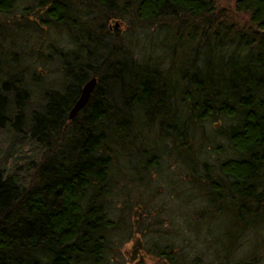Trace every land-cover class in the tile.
<instances>
[{
  "label": "trees",
  "instance_id": "16d2710c",
  "mask_svg": "<svg viewBox=\"0 0 264 264\" xmlns=\"http://www.w3.org/2000/svg\"><path fill=\"white\" fill-rule=\"evenodd\" d=\"M17 2L0 0V14ZM33 2L28 22L61 26L73 49L60 51L61 87L29 123L24 71L4 80L0 52V129L12 115L13 131L28 125L0 154V264H108L116 244L150 229L163 196L180 214L195 204L193 234L178 246L137 240L134 264H147L142 251L156 264H203L190 235L203 240L205 218L214 257L231 262L244 231L264 226V0L235 1L249 28L218 15L216 0ZM124 16L168 31L167 66L131 60L109 39L110 20ZM92 76L89 101L68 120Z\"/></svg>",
  "mask_w": 264,
  "mask_h": 264
},
{
  "label": "rangeland",
  "instance_id": "374dc122",
  "mask_svg": "<svg viewBox=\"0 0 264 264\" xmlns=\"http://www.w3.org/2000/svg\"><path fill=\"white\" fill-rule=\"evenodd\" d=\"M17 1V7L12 13L0 14V21L5 25V27H2L5 33L0 36V52H2L1 73L4 80H9L12 79L15 73L17 74L18 69L19 71L23 69L21 83L30 93L29 101L23 105V111L25 122L29 123L30 113L38 110L39 106L44 102L46 91L61 87L58 84L62 77V63L59 60L60 51L67 53L73 47L68 37H66L67 32L63 31L61 26L45 25V23L37 26L28 22L29 15L24 8L33 6L35 3L33 0ZM235 1L216 0L215 12L223 16L227 22H233L241 28H249L251 25L247 14L235 11ZM36 11V9H33L29 12L35 13ZM124 17V19L120 18L121 20H110L108 27L111 36L109 35V39L112 41L115 36L119 38L123 48H129L131 51L128 56L131 60L134 59L140 62L149 60L153 62L163 61L162 65L167 66L171 61V53L166 47L173 40L169 36L168 31L160 26H133L131 18ZM116 23L118 24L117 27H115ZM177 47L179 46L177 45ZM178 53L180 54L181 51ZM165 55L166 57H164ZM14 116L12 115L10 119V129L6 127L0 129V154L9 151L18 140L20 134L28 131V125L25 126L24 120L19 127L21 132L13 131ZM174 170L176 171L175 176H177L179 171L175 168ZM158 199H165V202H163L164 206H160L159 210H151L146 218L145 222L154 220L150 229L145 234L134 236L130 242L124 245L116 244L108 252V264L123 262L134 264L137 256H133L131 253L137 240H141L140 243L148 247V242L151 239H158L161 243H165L167 239H174L178 246L181 244L180 234H193V227H195L194 224L198 219L194 214L192 215L195 204H188L186 208L184 206L186 209L185 213L180 214L176 210V204L170 201L167 196L159 197ZM199 222L201 223L203 240L196 239L193 235H190V244L192 247L197 246V248L201 246L203 264H233V260L243 259L245 262L248 260L252 264H264V226L245 230L237 240V249L231 257V262H228L214 257V246L218 247V244H212L210 241V239L212 240V235L207 238V219H200ZM142 255L144 262L147 264L161 263L150 252L142 251Z\"/></svg>",
  "mask_w": 264,
  "mask_h": 264
},
{
  "label": "water",
  "instance_id": "95a60500",
  "mask_svg": "<svg viewBox=\"0 0 264 264\" xmlns=\"http://www.w3.org/2000/svg\"><path fill=\"white\" fill-rule=\"evenodd\" d=\"M117 26L118 24L116 23L115 27ZM96 84L97 78L95 76H92L83 84L78 98L76 99L75 103L69 111L68 120H72L74 117H76L78 112L86 105V103L90 99L93 90L95 89Z\"/></svg>",
  "mask_w": 264,
  "mask_h": 264
},
{
  "label": "flooded vegetation",
  "instance_id": "af4514ba",
  "mask_svg": "<svg viewBox=\"0 0 264 264\" xmlns=\"http://www.w3.org/2000/svg\"><path fill=\"white\" fill-rule=\"evenodd\" d=\"M31 10V9H30ZM31 18V15L29 16Z\"/></svg>",
  "mask_w": 264,
  "mask_h": 264
}]
</instances>
